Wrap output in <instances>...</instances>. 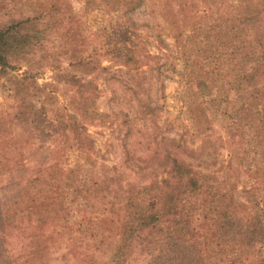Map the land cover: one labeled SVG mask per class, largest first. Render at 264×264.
Masks as SVG:
<instances>
[{
	"label": "trees",
	"instance_id": "trees-1",
	"mask_svg": "<svg viewBox=\"0 0 264 264\" xmlns=\"http://www.w3.org/2000/svg\"><path fill=\"white\" fill-rule=\"evenodd\" d=\"M17 1L0 0V78L28 66L13 77L18 104L11 121L27 129L19 148L32 139L62 140L73 159L68 168L57 160L32 169L13 129L0 124V175L23 178L15 193L0 195V264H70L67 253L57 257L53 246L65 229L77 233L93 222L114 223L117 232L104 264H264V0H208L217 14L206 25L189 23L185 2L175 11L164 5L157 40L160 52L163 36L176 47L171 67L160 62L167 51L152 53L128 19L147 0H86L81 14L68 0H21L29 13L16 16ZM57 33L69 64L64 70L52 59ZM88 33L105 34L100 50L90 49ZM101 52L130 79L135 104L123 121L125 157L142 176L139 182L93 161L88 123L111 118L99 107L102 91L93 77L112 68L98 62ZM46 66H55L56 81L72 87L64 111L53 109L51 85L38 82ZM163 75L184 83L174 107L186 113L189 130L204 135L200 150L163 131L162 106L152 96ZM218 118L231 148L221 175L222 167L195 165ZM141 143L144 149L136 147ZM246 172L254 182L241 191L244 198L233 176ZM16 231H28L29 242L11 256ZM74 264L92 263L83 258Z\"/></svg>",
	"mask_w": 264,
	"mask_h": 264
},
{
	"label": "rangeland",
	"instance_id": "rangeland-1",
	"mask_svg": "<svg viewBox=\"0 0 264 264\" xmlns=\"http://www.w3.org/2000/svg\"><path fill=\"white\" fill-rule=\"evenodd\" d=\"M73 7L74 12L81 14L85 6L86 0H68ZM187 3L189 6V16L194 21H202L204 25L209 24L212 21V17L216 16L212 14L213 11L207 3L208 0H147V5L143 6L134 13L128 15V19L132 23L133 29H138L145 39H148V48L152 53L160 52L158 45L160 44L157 40L159 29L157 28L158 20L164 24V20L159 16V12L167 6H170L172 11L178 10L180 3ZM11 3V2H10ZM163 10V12H164ZM153 11H156L157 17L153 16ZM22 13H29L27 9L22 6L21 0L16 2V9L13 15H21ZM95 28L94 31H99L100 28ZM103 33V31H101ZM100 37L95 35H89L86 38L90 49L102 48L101 39L104 38L105 34H99ZM97 37V38H96ZM165 39V48L160 52L166 53V56L162 57L160 62L167 63L168 66H172L173 57L177 53V49L173 46L170 38L163 36ZM262 40L264 42V20L262 30ZM63 47V37L61 33H57L54 36L53 41L50 43V48L53 50L54 58L58 59L59 62H53L59 65L63 70L69 68L66 57L61 53ZM96 58L98 62L103 63L105 66L112 65L110 59L104 56L101 52L97 54ZM28 68L26 63H22L20 70L11 71L6 77L0 78V124H4V129L12 130L17 137V148L22 144V141L27 137V129L23 125L14 124L11 121L12 115L18 104L15 98L13 77L21 75L24 70ZM119 67L112 65L109 71H96L93 75L94 80L102 91V95L98 100L99 107L102 111L108 112L111 118L105 123H88V130L94 140V152L93 161L98 164L104 163L110 167H118L117 171H121L122 175L126 176L128 180L139 182L142 176L138 174V170L134 168L129 162H126V148H125V126L123 125L124 119H126L127 113H133L132 108L134 107V96L127 88V84H130V79L127 75L118 73ZM58 71L55 70V66H46L40 71L38 75V82L42 85L50 84V88L55 94V107L53 109L66 110L68 106V98L71 93L72 87L65 85L64 83L56 81V75ZM166 75V74H165ZM92 78V76H91ZM158 82L155 83L152 96L160 101L162 106L161 109V121L160 124L163 126V131L171 137L178 138L184 136L187 144H190L194 149L200 150L203 144L204 135L193 132L187 127V119L184 117L186 113H182L179 107H174L176 103L181 102L180 98L182 92L186 91L183 86L184 83L180 84L173 78L159 77ZM129 79V80H128ZM184 87V90H183ZM184 93V92H183ZM178 99V101H176ZM175 100V103H173ZM57 111V110H55ZM56 113V112H55ZM52 115V114H51ZM54 115V113H53ZM52 115V116H53ZM13 125V127H12ZM222 122L218 118L214 123V131L211 132V140L207 144L205 154L202 156L198 155L195 165L198 163H204V165H210L212 169H219L218 173L221 175L224 173V166L228 163L231 157V148L224 141L225 130L222 127ZM11 126V127H10ZM2 130H0L1 132ZM7 133V132H5ZM62 137V136H60ZM59 137V138H60ZM61 139V138H60ZM0 144V152L3 150ZM137 148L146 147V143L136 145ZM20 149V148H19ZM139 149V153H146L148 150ZM147 149V148H146ZM25 155L27 164L35 169L41 164H49L60 160L62 164L68 168L71 164L70 150L64 148L62 140H40L32 139L30 143L20 149ZM138 152V151H137ZM69 157V158H68ZM194 161V160H193ZM23 178L18 172H10L0 175V195H10L17 191L19 183H22ZM146 180V179H145ZM147 181V180H146ZM233 181H238L239 196L246 198V194L241 191L247 185H252L254 182L253 177L246 173L237 174L234 173ZM99 214L92 213L91 218L97 219ZM97 224V225H96ZM93 225L88 223L89 230L79 231L77 227V233H73L67 229L64 230V236L60 242L53 246L56 256L69 257L71 263H79L80 259L86 258L91 261L92 264H104L109 261L111 254L114 250L115 243L117 241V232L114 227V223L104 222L101 226L98 223ZM12 244H10L9 255L18 256L20 252L24 251L29 242L28 231H16L10 238Z\"/></svg>",
	"mask_w": 264,
	"mask_h": 264
}]
</instances>
